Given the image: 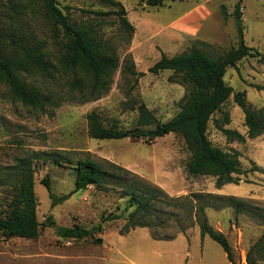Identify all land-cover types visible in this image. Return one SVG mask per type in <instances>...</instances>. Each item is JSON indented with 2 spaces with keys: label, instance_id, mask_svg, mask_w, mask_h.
I'll use <instances>...</instances> for the list:
<instances>
[{
  "label": "rangeland",
  "instance_id": "374dc122",
  "mask_svg": "<svg viewBox=\"0 0 264 264\" xmlns=\"http://www.w3.org/2000/svg\"><path fill=\"white\" fill-rule=\"evenodd\" d=\"M13 0H0V16L10 20ZM122 3L135 32L128 43V35L121 29L116 15L107 17L106 37L117 47L120 68L114 76L112 89L102 98L85 104L63 102L62 106L42 115L14 102L9 88L0 83V174L15 163L17 157L33 154L34 151H79L90 154L101 161L107 159L133 171L143 179L162 187L171 196L203 193L231 197L234 203L217 198L205 199L209 203L206 215L210 224L223 232L229 239L236 264H248L247 255L253 251L256 264H264V255L255 245L264 240V137L247 139L246 142L229 141L211 121L209 138L215 146L240 153L244 169L238 184H228L218 189L212 177H194L187 171L190 159L184 139L171 133L153 141L125 138L121 140H97L88 134L86 115L98 111L106 125L117 121L118 128L134 131L138 117L137 107L145 103L165 122L180 111V103L187 91L174 82L172 71L158 75L149 72L162 53L176 56L188 50L195 40L213 44L219 51L226 52L239 42L236 21L232 16L239 0H167L161 7H151L147 0H115ZM245 43L264 54V0H241ZM60 6L75 21H92L97 18L94 11H115L112 4L103 0H58ZM119 9V8H118ZM226 10L229 17L223 16ZM189 12L190 26H195L196 35L184 36L174 25ZM196 15V16H195ZM27 29L40 36L51 34V27L41 16L26 18ZM259 57H248L236 67H230L226 82L235 91H246L247 103L253 107H264V65ZM133 61L138 75L125 73V65ZM49 89V90H48ZM48 91H56L50 86ZM231 121L226 128L246 135L243 109L232 97L223 108ZM215 118L223 120L222 112ZM36 162L35 190L38 199V219L43 229L37 239L17 238L16 244L7 245L0 241V264H74L63 262L56 254L76 251L80 248H123L129 258L140 264H232L224 249L210 236L201 237L196 224L185 233H179L178 217L163 215L170 219L156 229L159 234L177 236L176 239H153L147 229H139L131 236L112 238L111 233L121 232L128 213V199L120 191H101L91 186L87 190L75 191V164L58 165ZM256 169V170H255ZM46 175L51 178V192L56 198L64 195L67 200L53 205L48 188L42 184ZM8 195L0 187V210ZM243 201L241 212H237V201ZM205 202V201H204ZM175 211V210H173ZM52 216L53 225L48 217ZM105 229L98 237L76 240L66 238L62 231L80 226L91 229L101 221ZM181 235V236H180ZM179 236V237H178ZM264 245V241H263ZM8 249L21 252L13 260ZM142 250L136 253L135 250ZM121 258V256H120Z\"/></svg>",
  "mask_w": 264,
  "mask_h": 264
},
{
  "label": "trees",
  "instance_id": "16d2710c",
  "mask_svg": "<svg viewBox=\"0 0 264 264\" xmlns=\"http://www.w3.org/2000/svg\"><path fill=\"white\" fill-rule=\"evenodd\" d=\"M112 4L115 11H94L97 18L92 21H75L64 11L58 0H13L10 20L0 16V83L9 88L14 102L45 115L62 106L63 102L88 103L99 100L112 89L114 76L120 68L117 47L106 37L107 17L116 15L121 29L128 35L127 42L135 32L134 25L127 17L122 3L115 0H103ZM167 0H147L151 7H161ZM241 0L232 13L236 21L239 42L226 52L219 51L213 44L195 40L183 53L161 58L149 68L155 75L172 71L171 79L185 87L187 93L180 103V111L171 119L161 122L145 104L137 107L138 117L134 131L118 128L117 121L106 125L98 111L86 115L88 134L97 140H121L125 138L153 141L171 133L180 135L191 156L187 171L194 177H212L216 187L221 189L228 184H238L244 174L240 153L215 146L209 138V127L214 120L216 128L229 141L244 143L247 139L264 137V107H253L247 103L246 91H235L226 82L230 67L248 57H259L264 65V54L250 47L244 40V24ZM119 8V9H118ZM41 16L51 27V34L40 36L34 30L27 29L28 17ZM225 19L229 17L223 10ZM125 73L138 75L133 61L125 65ZM53 86L56 91H48ZM263 89L264 86L258 87ZM48 89V90H47ZM243 109L246 135L237 130L226 128L231 121L230 114L224 112V105L231 99ZM219 112L223 120L215 118ZM58 165L75 164V191L87 190L94 186L101 191H120L128 199L125 212L128 216L120 230L121 235L137 228L150 229L155 240L176 239L177 236L161 235L156 229L178 217L179 233L196 224L201 237L210 236L222 246L229 261L236 264L233 247L228 237L215 229L209 222L205 199L235 200L213 194L192 193L171 196L162 187L153 184L133 171L107 159L97 160L90 154L79 151H34L17 157L15 163L6 167L0 174V187L8 195L6 204L0 210V241L12 238L37 239L43 229L38 219V199L35 190L36 162ZM256 170V169H255ZM50 191L53 205L67 200L64 195L56 198L51 192V178L46 175L42 180ZM205 201V202H204ZM237 212H241L243 201H237ZM175 210V211H173ZM169 215L162 220L163 215ZM104 219L97 226L86 229L80 226L66 228L62 235L66 238L92 239L102 243L98 237L104 229ZM53 225L52 216L48 217ZM263 241L255 248L264 255ZM253 251L247 255L248 264H256Z\"/></svg>",
  "mask_w": 264,
  "mask_h": 264
},
{
  "label": "crops",
  "instance_id": "0c3cea01",
  "mask_svg": "<svg viewBox=\"0 0 264 264\" xmlns=\"http://www.w3.org/2000/svg\"><path fill=\"white\" fill-rule=\"evenodd\" d=\"M194 16V13L189 12L186 14L181 20L175 21L174 25L176 28H178V31L182 35L186 36H194L197 34V29L195 26L189 25V18ZM196 16V15H195ZM139 229H147V228H137L133 231H131L128 234L121 235L119 232H113L111 233L112 238H124L126 235L131 236L132 234L136 233ZM149 231V229H147ZM200 230V229H199ZM150 236L151 233L149 231ZM201 234V233H200ZM186 238L190 239L191 235L187 237V235L182 234ZM181 236V235H180ZM152 237V236H151ZM179 237V236H178ZM17 238H12L8 241H1V242H7V245L16 244ZM136 253L142 252V250H135ZM5 253H9V256L15 259L21 257V252L16 251L12 252L8 249L5 250ZM56 256L60 257V260L63 262L65 260L68 263H74V264H140L137 262V260L129 258L128 254L123 248L117 247L114 245L110 248H80L76 251H68V252H61L56 254ZM121 256V258H120Z\"/></svg>",
  "mask_w": 264,
  "mask_h": 264
}]
</instances>
